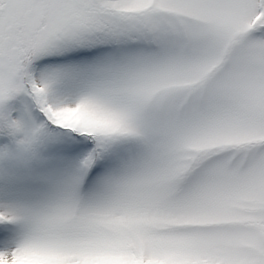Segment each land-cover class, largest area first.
<instances>
[{"label":"snow or ice","instance_id":"6c2138e0","mask_svg":"<svg viewBox=\"0 0 264 264\" xmlns=\"http://www.w3.org/2000/svg\"><path fill=\"white\" fill-rule=\"evenodd\" d=\"M0 264H264V0H0Z\"/></svg>","mask_w":264,"mask_h":264}]
</instances>
